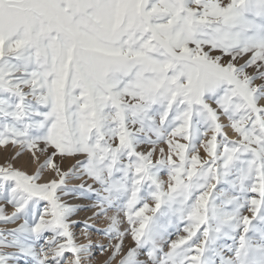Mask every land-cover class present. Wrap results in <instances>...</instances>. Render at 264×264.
<instances>
[{"label":"snow or ice","instance_id":"snow-or-ice-1","mask_svg":"<svg viewBox=\"0 0 264 264\" xmlns=\"http://www.w3.org/2000/svg\"><path fill=\"white\" fill-rule=\"evenodd\" d=\"M0 224V264H264V0H0Z\"/></svg>","mask_w":264,"mask_h":264},{"label":"bare ground","instance_id":"bare-ground-1","mask_svg":"<svg viewBox=\"0 0 264 264\" xmlns=\"http://www.w3.org/2000/svg\"><path fill=\"white\" fill-rule=\"evenodd\" d=\"M70 203H80V204H88V202L86 200H76L74 198H72L71 200L69 199ZM9 211L11 210L10 208L8 209ZM90 215V212H80L78 214V219L83 220V218H85L86 216ZM15 225H7V227H14ZM0 227H5V225L0 224ZM77 233H79L80 229L76 230ZM97 236L95 235V237H93V240H96Z\"/></svg>","mask_w":264,"mask_h":264},{"label":"rangeland","instance_id":"rangeland-1","mask_svg":"<svg viewBox=\"0 0 264 264\" xmlns=\"http://www.w3.org/2000/svg\"><path fill=\"white\" fill-rule=\"evenodd\" d=\"M74 183H76L75 181H73V182H70V186H71V184H74ZM70 200L72 199V198H69ZM88 203H90L89 201H87ZM91 214V213H90ZM104 225H103V222L102 221H98L97 222V224H96V227H103ZM79 228H77L76 230H78ZM95 235L97 236V238H96V240H98V239H102V237H99L97 234H93V237H95ZM92 237V238H93ZM95 241V240H94Z\"/></svg>","mask_w":264,"mask_h":264}]
</instances>
